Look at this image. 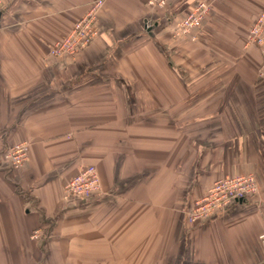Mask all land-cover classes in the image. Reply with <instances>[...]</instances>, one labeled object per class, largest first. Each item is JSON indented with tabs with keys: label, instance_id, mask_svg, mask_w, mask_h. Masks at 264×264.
<instances>
[{
	"label": "crops",
	"instance_id": "obj_1",
	"mask_svg": "<svg viewBox=\"0 0 264 264\" xmlns=\"http://www.w3.org/2000/svg\"><path fill=\"white\" fill-rule=\"evenodd\" d=\"M94 1L0 0V264H264V75L246 45L264 0H103L89 49L51 58ZM86 166L100 191L67 197ZM247 174L254 196L187 223L216 179Z\"/></svg>",
	"mask_w": 264,
	"mask_h": 264
},
{
	"label": "built area",
	"instance_id": "obj_2",
	"mask_svg": "<svg viewBox=\"0 0 264 264\" xmlns=\"http://www.w3.org/2000/svg\"><path fill=\"white\" fill-rule=\"evenodd\" d=\"M168 0H147L146 5L151 10L164 9ZM103 0H95L87 12L76 22L69 32L54 42L49 50L50 57L55 60L72 61L76 56L96 39L98 35L97 17L103 7ZM209 6L203 2L196 3L194 8L177 24L175 38L185 37L198 29L207 16ZM247 46L259 49L262 62L259 75H264V13L262 12L247 35ZM29 145L19 142L8 148L4 154L6 162L13 168H19L28 157ZM100 191L98 173L93 166H86L75 174L65 185L64 193L76 198L88 197ZM257 193L256 178L252 174L216 179L206 190L205 194L197 200L192 209L186 213V221L190 225H199L212 218L218 212L229 208L232 204L242 202ZM36 238V234L32 235ZM264 247V233L260 236Z\"/></svg>",
	"mask_w": 264,
	"mask_h": 264
},
{
	"label": "rangeland",
	"instance_id": "obj_3",
	"mask_svg": "<svg viewBox=\"0 0 264 264\" xmlns=\"http://www.w3.org/2000/svg\"><path fill=\"white\" fill-rule=\"evenodd\" d=\"M196 5V4H195ZM147 6V5H146ZM194 8V7H193ZM151 10V9H150ZM162 10L163 9H160V10H158V11H156V13H159V12H162ZM209 12V11H208ZM208 15V14H207ZM193 32V31H192ZM190 34H191V32H190ZM28 153H29V151H28ZM29 155V154H28ZM27 159H28V157H27ZM27 161V160H26ZM25 164V163H24ZM24 164H22V166L24 165ZM21 167V166H20ZM19 167V168H20ZM12 168V167H11ZM19 168H12L13 170H16V169H19Z\"/></svg>",
	"mask_w": 264,
	"mask_h": 264
},
{
	"label": "trees",
	"instance_id": "obj_4",
	"mask_svg": "<svg viewBox=\"0 0 264 264\" xmlns=\"http://www.w3.org/2000/svg\"><path fill=\"white\" fill-rule=\"evenodd\" d=\"M168 1H169V0H168ZM167 5H168V3H167ZM167 5H166V7H167ZM166 7H165V8H166ZM165 8H164L163 10H165ZM156 11H158V10H153V12H156ZM91 45H92V44H91ZM91 45H89V47H90ZM88 49H89V48H88ZM68 62H71V61H68ZM5 152H6V151H5ZM5 152H4V154H5ZM4 154H3V155H4ZM9 166H10V165H9ZM10 167H12V166H10ZM12 168H13V167H12Z\"/></svg>",
	"mask_w": 264,
	"mask_h": 264
}]
</instances>
